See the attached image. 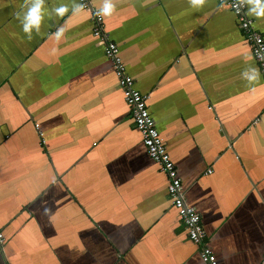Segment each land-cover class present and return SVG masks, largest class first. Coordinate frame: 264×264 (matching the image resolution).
<instances>
[{
    "label": "crops",
    "instance_id": "crops-1",
    "mask_svg": "<svg viewBox=\"0 0 264 264\" xmlns=\"http://www.w3.org/2000/svg\"><path fill=\"white\" fill-rule=\"evenodd\" d=\"M113 2L104 29L148 95L205 243L218 264H258L264 81L240 78L257 64L234 14L217 0L199 10L188 0ZM61 3L69 11L46 16L27 40L16 18L24 0H0V264H203L91 33V14L73 13V0L45 7ZM252 18L264 35V18Z\"/></svg>",
    "mask_w": 264,
    "mask_h": 264
},
{
    "label": "built area",
    "instance_id": "built-area-1",
    "mask_svg": "<svg viewBox=\"0 0 264 264\" xmlns=\"http://www.w3.org/2000/svg\"><path fill=\"white\" fill-rule=\"evenodd\" d=\"M79 2H82L84 4L83 9L91 14V33L96 43L102 47L105 57L110 61L117 87L121 91L135 127L140 132L147 155L159 165L160 170L166 175L167 194L172 206L177 211L178 218L189 240L198 247V255L203 264H218L214 252L204 241L206 233L199 213L194 206L187 204L185 200L181 179L149 112L148 95L135 88L134 79L127 73L126 66L119 55L118 45L104 29L103 17L95 15L96 8L92 5L91 0H79ZM217 2L219 6L228 8L234 14L239 29L249 43L251 54L264 81V35L254 26V19L245 15V9H241L237 13L230 6L232 0H217ZM206 171L209 173L210 169ZM2 241L3 237L0 230V243ZM258 264H264V256Z\"/></svg>",
    "mask_w": 264,
    "mask_h": 264
},
{
    "label": "clouds",
    "instance_id": "clouds-1",
    "mask_svg": "<svg viewBox=\"0 0 264 264\" xmlns=\"http://www.w3.org/2000/svg\"><path fill=\"white\" fill-rule=\"evenodd\" d=\"M206 0H188V5L193 10H199ZM235 12L239 13L241 9H245V15L255 17L257 19L264 18V0H232L230 5ZM84 4L79 0H73L71 11L73 13L83 10ZM116 9V4L113 0H101L100 6L95 9V15L97 17L110 16ZM69 11V7L66 4H59L54 6L49 12L45 7V0H24V4L19 12L16 13L17 21L20 25L21 31L24 33V38L31 40L33 33H39L41 24L46 16L55 14L57 17L63 16ZM64 33L62 27H58L52 34L58 41ZM251 59V55L247 57ZM240 78L248 85H253L255 82L261 79V73L259 69L253 65L248 64L240 72ZM47 213L48 209H44Z\"/></svg>",
    "mask_w": 264,
    "mask_h": 264
}]
</instances>
